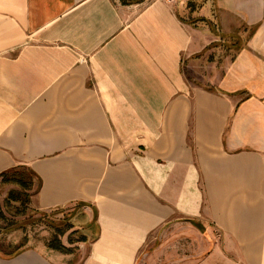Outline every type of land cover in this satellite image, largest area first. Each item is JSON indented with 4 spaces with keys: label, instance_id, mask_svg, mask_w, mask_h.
Wrapping results in <instances>:
<instances>
[{
    "label": "crops",
    "instance_id": "1",
    "mask_svg": "<svg viewBox=\"0 0 264 264\" xmlns=\"http://www.w3.org/2000/svg\"><path fill=\"white\" fill-rule=\"evenodd\" d=\"M10 168L48 237L0 264H264V0H0Z\"/></svg>",
    "mask_w": 264,
    "mask_h": 264
},
{
    "label": "rangeland",
    "instance_id": "2",
    "mask_svg": "<svg viewBox=\"0 0 264 264\" xmlns=\"http://www.w3.org/2000/svg\"><path fill=\"white\" fill-rule=\"evenodd\" d=\"M180 1V0H179ZM201 0H183L184 6L188 9H195ZM219 54H223L226 49L219 48ZM233 53V51L231 52ZM257 187V186H256ZM261 189H255L254 197L256 199L264 200V185ZM10 186L0 183V210L3 212V217L0 218V253L7 254L12 251H17L20 247L29 245H37L44 241L46 236L43 231V219L39 216L38 212L27 213L25 216L19 212L16 207L11 208L8 202H5L7 192ZM262 240L255 239V242ZM165 242V240H164ZM189 247L190 260L198 262V260L207 256L198 254L201 248V241L197 238L186 240ZM205 244L208 245H221L224 252L230 253V256H235V249L240 246L239 240L224 238L222 236L216 239H208ZM244 246V245H243ZM201 250V249H200ZM238 255V253H237ZM238 264H245L244 261H238Z\"/></svg>",
    "mask_w": 264,
    "mask_h": 264
},
{
    "label": "trees",
    "instance_id": "3",
    "mask_svg": "<svg viewBox=\"0 0 264 264\" xmlns=\"http://www.w3.org/2000/svg\"><path fill=\"white\" fill-rule=\"evenodd\" d=\"M0 183L2 184H13L18 185L19 187L28 188L31 184V173L23 171L21 168H10L0 173ZM20 200L21 193L17 190L11 189L8 190L5 202L8 200ZM0 211V218H2Z\"/></svg>",
    "mask_w": 264,
    "mask_h": 264
}]
</instances>
